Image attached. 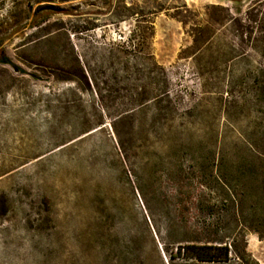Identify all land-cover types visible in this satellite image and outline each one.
Here are the masks:
<instances>
[{
	"label": "rangeland",
	"instance_id": "rangeland-1",
	"mask_svg": "<svg viewBox=\"0 0 264 264\" xmlns=\"http://www.w3.org/2000/svg\"><path fill=\"white\" fill-rule=\"evenodd\" d=\"M0 49V264H186L244 235L264 264L225 202L264 150V0H0Z\"/></svg>",
	"mask_w": 264,
	"mask_h": 264
},
{
	"label": "trees",
	"instance_id": "trees-1",
	"mask_svg": "<svg viewBox=\"0 0 264 264\" xmlns=\"http://www.w3.org/2000/svg\"><path fill=\"white\" fill-rule=\"evenodd\" d=\"M43 10L49 11L47 16L63 11L53 5L38 6L35 11L36 16L38 17ZM133 15L128 14L126 17L129 18ZM0 63L11 65L9 58L1 49ZM133 149L134 156L139 157L144 151L149 152L151 148L139 142V145L133 146ZM121 150L125 160L129 161V152L122 143ZM254 154L255 159L250 166L253 171L255 170L254 177L252 180L245 178L239 192L227 189L225 202L229 203V212H234L242 226V233H254L261 241H264V150L255 147ZM245 168L248 169L249 166L246 165ZM241 239L237 237L229 243L224 241L191 242L184 246H178V255L185 258L186 264H259L248 251V241L245 235Z\"/></svg>",
	"mask_w": 264,
	"mask_h": 264
}]
</instances>
